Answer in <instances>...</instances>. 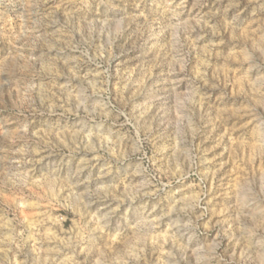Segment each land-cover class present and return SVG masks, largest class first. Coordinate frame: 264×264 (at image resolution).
<instances>
[{
	"label": "rangeland",
	"instance_id": "1",
	"mask_svg": "<svg viewBox=\"0 0 264 264\" xmlns=\"http://www.w3.org/2000/svg\"><path fill=\"white\" fill-rule=\"evenodd\" d=\"M0 264H264V0H0Z\"/></svg>",
	"mask_w": 264,
	"mask_h": 264
}]
</instances>
